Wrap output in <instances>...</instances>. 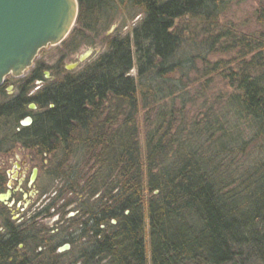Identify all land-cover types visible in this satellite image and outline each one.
<instances>
[{"label": "trees", "instance_id": "trees-1", "mask_svg": "<svg viewBox=\"0 0 264 264\" xmlns=\"http://www.w3.org/2000/svg\"><path fill=\"white\" fill-rule=\"evenodd\" d=\"M76 1V21L60 43L71 52L95 41L119 15L138 22L126 35L106 38L105 51L82 69L0 105L5 118L21 117L28 102L40 107L33 123L13 130L9 141L54 145L40 153L57 161L65 190L92 199L81 213L88 214L86 241L50 255L49 263L264 264V164L239 183L229 181L241 146L264 139V0L256 13L262 28L226 46L219 40L227 33H219L203 54L189 57L181 53L179 21L189 17L214 30L235 0ZM234 48L240 55L236 67L218 74L224 63L210 64L207 55ZM198 61L203 77L227 80L232 91L225 105L232 116L215 112L216 102L202 117L184 122L187 100L175 106L173 96L187 92ZM37 70L19 88L44 79ZM206 78L202 90L213 83ZM170 98L174 104L165 109L160 101Z\"/></svg>", "mask_w": 264, "mask_h": 264}, {"label": "flooded vegetation", "instance_id": "flooded-vegetation-1", "mask_svg": "<svg viewBox=\"0 0 264 264\" xmlns=\"http://www.w3.org/2000/svg\"><path fill=\"white\" fill-rule=\"evenodd\" d=\"M42 74L45 78L44 72ZM15 78L9 74L3 79L0 94L3 86ZM15 99L2 101L0 105H10ZM32 103L34 108L29 107ZM32 103L21 107L23 112L19 118L16 115L11 118L0 116V120L7 123V129L11 128L0 138V264H50V255L70 252L73 245L86 241L83 220H87L88 214L83 216L81 213L90 206L92 199L80 190L67 191L62 186L53 190L51 182L58 179L61 183L62 175L55 172L51 155L40 152L55 146L9 141L15 134L13 130L31 125L40 112V107ZM24 118L30 119V123L24 124ZM42 179H47L50 185L42 184ZM76 219L79 224L70 225ZM65 244L68 245L66 251L61 248Z\"/></svg>", "mask_w": 264, "mask_h": 264}, {"label": "rangeland", "instance_id": "rangeland-1", "mask_svg": "<svg viewBox=\"0 0 264 264\" xmlns=\"http://www.w3.org/2000/svg\"><path fill=\"white\" fill-rule=\"evenodd\" d=\"M258 8V0H246L244 2L235 0V2H232L227 6L224 13L218 18V24L214 30L210 29L209 27H205V24L201 26L198 25L196 22H193L194 20H190L189 17L181 19V21H179V25H181L179 26V29L184 39L181 53H184V55H186L185 57L203 54L206 50L205 44L215 38V36H217L219 33H227L225 38H221L219 40V44H224V46H226V44L231 45L235 36L237 37V35L251 33L252 31L262 28L256 21V13ZM137 22L138 18L131 20L130 17H127V15H119L116 21L112 23L108 29L105 30V32H103L98 38H93L95 41L91 40L89 41V44L85 43L84 46H81L79 49L73 52L69 51V48L66 49L68 43L62 46L58 44L51 46L48 45L41 48L32 60V65H30L28 69L24 70L19 77H16L15 81L3 86V92L0 94V102L13 99L16 95L20 94V92L25 94L27 97L31 96L46 84H50L55 80H61L64 74L74 73L82 69L85 67V65L92 62L95 57L105 51L104 41L106 38L114 35H126L132 30L133 26ZM86 51H89V54L85 56L84 59L79 61L80 56H82ZM239 56V52H237L236 48H234L226 53L216 51L215 53L209 54L207 55V61L210 64L215 63L216 61L223 62L224 67L218 72V74H221V72L224 73L229 68H235L238 60H240ZM35 67L40 69L39 74L44 72L45 78L43 77V81H35L31 84H28L27 87H24L23 89H21L22 87L19 88L20 83L31 76V71ZM196 68L197 70L191 71L188 75L189 82L186 83L185 87L187 92H184V94L176 92L173 96V99L176 98L173 100L175 102V106L181 105L179 100H187L184 108V122H186V119L188 120L192 119L193 117L195 118L196 115L202 117V115L207 113V108L216 102H218V104L212 106L215 112H218L219 115H226L227 113H230V116H232V111L228 110L225 105L226 94L232 91V89L228 86L229 84L227 83V80L218 75L206 76L210 78L213 77V83L210 88H208V90H202L201 87L208 78L203 77V69L205 67L200 61L196 63ZM132 75H134V70L132 71ZM175 78H179V75H175ZM11 85L13 87H11ZM173 101L170 98L164 99L163 101L161 100L160 102H162V105L163 103H166L164 108L168 109L172 104H174ZM142 115V112H140V125L142 121ZM228 124L231 125V122ZM238 125L239 124H237V126ZM6 126L7 123L3 120H0V138L1 135L8 133L9 129H11H7ZM226 128L228 129L227 126ZM243 129L244 124L242 123L240 124L238 131L241 132ZM230 130L231 129H229V131ZM144 131L145 124L142 123L138 134L139 146L141 147L142 152L144 150ZM181 137L185 138L186 134L183 133ZM242 138H245V141L248 140L245 134L242 135ZM238 153L239 155H234L235 158L233 165L232 168H230L232 174L231 180H229L230 182H241L243 177L253 172V170H255L258 166L264 164V139H254L252 140V143H249L245 147L242 145L241 152ZM77 158H80L79 154ZM69 160H71L69 161V165H76V160ZM54 161L56 164L57 161L55 159ZM41 182L42 184L49 183L50 185V182L47 179H42ZM51 183L53 190H57L61 186L63 187L62 183H60L58 179L57 181H53ZM65 226H67V223ZM64 250L66 251L67 249Z\"/></svg>", "mask_w": 264, "mask_h": 264}, {"label": "water", "instance_id": "water-1", "mask_svg": "<svg viewBox=\"0 0 264 264\" xmlns=\"http://www.w3.org/2000/svg\"><path fill=\"white\" fill-rule=\"evenodd\" d=\"M77 12L76 0H0V84L6 75L19 77L41 48L60 44L72 30Z\"/></svg>", "mask_w": 264, "mask_h": 264}]
</instances>
